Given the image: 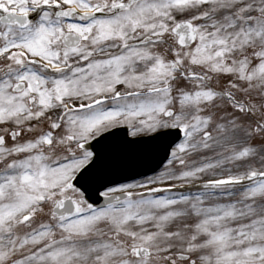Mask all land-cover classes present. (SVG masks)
I'll use <instances>...</instances> for the list:
<instances>
[{
  "label": "snow or ice",
  "instance_id": "6c2138e0",
  "mask_svg": "<svg viewBox=\"0 0 264 264\" xmlns=\"http://www.w3.org/2000/svg\"><path fill=\"white\" fill-rule=\"evenodd\" d=\"M0 264H264V0H0Z\"/></svg>",
  "mask_w": 264,
  "mask_h": 264
}]
</instances>
